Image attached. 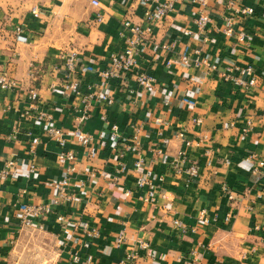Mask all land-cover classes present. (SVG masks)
Segmentation results:
<instances>
[{
  "label": "crops",
  "instance_id": "crops-1",
  "mask_svg": "<svg viewBox=\"0 0 264 264\" xmlns=\"http://www.w3.org/2000/svg\"><path fill=\"white\" fill-rule=\"evenodd\" d=\"M92 1L0 0V76L18 83L0 89V172L9 160L19 166L16 178L0 179V264H34L36 257L39 264H75V253L79 264H264V166L258 167L264 162V0H242L235 8L229 0H173V9L152 22L145 17L152 1L98 0L99 7ZM241 6L254 14H237ZM202 14L210 18L204 29L196 23ZM128 19L145 30L137 61L155 78L152 89L138 87L134 77L102 85L100 72L125 51ZM19 26L27 44L16 42ZM195 51L208 65L183 66L180 55ZM72 53L79 56L80 96L64 91V58ZM246 66L256 71L255 87L224 77L229 69L239 76L236 68ZM94 90L115 102L92 103L81 127L93 141L82 146L72 132ZM35 107L51 120L35 119ZM48 126L64 131L73 162L59 160L62 149L45 135ZM135 134L141 169L128 149ZM180 151L186 166L199 165L197 178L173 171ZM65 177L73 202L56 207L42 229L23 227V208L51 204L54 184ZM141 179L155 184V192L140 188ZM58 212L89 222L99 236L88 238L79 227L66 237Z\"/></svg>",
  "mask_w": 264,
  "mask_h": 264
},
{
  "label": "built area",
  "instance_id": "built-area-1",
  "mask_svg": "<svg viewBox=\"0 0 264 264\" xmlns=\"http://www.w3.org/2000/svg\"><path fill=\"white\" fill-rule=\"evenodd\" d=\"M154 3L153 7H147L145 10V17L148 21L152 22L155 19L165 17L172 9H173V0H145L146 4L148 2ZM242 0H229V7L235 8L237 4ZM92 5L95 7H99L100 3L98 0H93ZM206 1H203L205 5ZM255 10L251 7H239L236 10L237 14L244 16L253 15ZM32 14L35 17L40 15V10L37 7L32 9ZM99 20H102V16L99 14ZM210 22V18L206 14L200 15V18L196 21L198 27L200 29H204L208 23ZM124 27L126 31L129 32V35L126 37L125 42V51L121 55H113L110 60V64L108 67L100 72L102 85H109V83L113 80L119 82H126L127 78L134 77L138 87L144 89H152L156 80L151 75L147 74L145 71L140 70L138 66L137 56L139 54V47L143 41V34L145 30L140 25L133 24L131 20H126L124 22ZM227 35H231L232 30L230 28L225 30ZM185 34L190 35V31H186ZM15 38L18 44H27L29 42V38L25 35L22 27H16L15 29ZM64 68L67 72V81L64 85V91L74 96H80V82L77 78V72L79 67V56L76 53H72L64 58ZM180 63L185 67L191 68H200L203 65H208L206 60L202 59L199 51H195L193 54H182L179 57ZM173 64V60L168 61L167 66H171ZM210 70H216L214 65L209 66ZM239 72V76H234L231 72L232 70L226 71L224 77L227 80L233 81L236 86H240L243 88H252L257 84L256 71L252 66H246L244 68H236ZM39 69L33 65L30 70V76L35 77L38 74ZM245 77V78H243ZM18 87V83L14 79L8 78L6 75L0 76V89L2 90H11ZM31 98L33 100H37L38 94L33 92L31 94ZM84 114L79 119V124L73 130L72 134L76 141H78L82 146H88L92 143L93 138L90 134H87L83 131L81 124L85 123L89 117V109L93 102H103L106 105H113L115 100L112 96L107 93H99L97 90L89 93L84 98ZM35 111H37L35 115V119L38 121L41 120H51V117L42 111H38L35 107ZM113 136L118 135V127L114 125L112 127ZM45 135L53 139L58 143L62 152L59 154V160L62 162H73L75 160V156L72 152L64 151L66 146V138L65 133L62 129L48 126L46 129ZM39 138H33L32 140V152L34 151V147L39 143ZM133 145L129 146L128 149L135 153L138 157L135 166L137 169H141L145 163L144 157L139 149L138 145V135L135 134L132 138ZM189 145V143H188ZM250 160V159H249ZM37 162L38 158L36 155H33V159L31 164L29 165V171L31 173H35L37 171ZM187 156L185 151H180L176 158L173 159L171 163V167L176 175L185 174L190 180H193L199 176V165L197 163H193L189 166L187 165ZM264 162L259 161L258 167H263ZM122 169H125V165H122ZM74 170L73 167L68 166V171L72 172ZM19 166L17 162L14 160H9L6 163L5 169L0 172V179H14L18 176ZM163 180V179H161ZM70 185L69 177L63 178L61 181L56 182L54 184V189L57 192L56 197L54 198L51 204H38V205H28L25 206L22 210L20 221L23 227L32 228L37 227L42 229L44 220L48 219L51 215L55 214L56 207L67 205L73 202L72 197L68 194L67 189ZM140 188L148 186L152 192H155L156 186L148 179H141L138 183ZM231 199H234L233 195H229ZM77 216V215H76ZM74 214H69L66 212H58L56 214V221L60 225L62 234L66 237H71L77 229L82 230V233L91 239H95L99 236L100 231L96 227H93L89 222H84L80 219L77 220ZM36 221L39 224L36 225ZM175 225L181 226L179 222H175ZM122 238L119 239L121 242ZM140 246L143 249L148 248V244L146 242H140ZM72 261L75 264H79L81 261V257L79 253H75L72 256Z\"/></svg>",
  "mask_w": 264,
  "mask_h": 264
},
{
  "label": "rangeland",
  "instance_id": "rangeland-1",
  "mask_svg": "<svg viewBox=\"0 0 264 264\" xmlns=\"http://www.w3.org/2000/svg\"><path fill=\"white\" fill-rule=\"evenodd\" d=\"M34 259H37V261H38V263H34V264H39V263H40L39 260H41V258L36 257V258H34ZM34 259H31V261H35ZM41 261H42V260H41ZM43 261H44V260H43ZM43 264H50V261H49V262H46V263H43Z\"/></svg>",
  "mask_w": 264,
  "mask_h": 264
}]
</instances>
